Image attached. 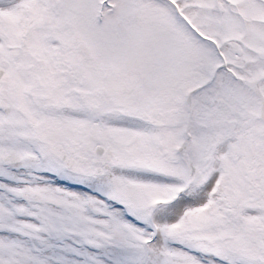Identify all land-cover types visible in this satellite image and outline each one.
Masks as SVG:
<instances>
[{"label":"snow or ice","instance_id":"1","mask_svg":"<svg viewBox=\"0 0 264 264\" xmlns=\"http://www.w3.org/2000/svg\"><path fill=\"white\" fill-rule=\"evenodd\" d=\"M0 264H264V0H0Z\"/></svg>","mask_w":264,"mask_h":264}]
</instances>
